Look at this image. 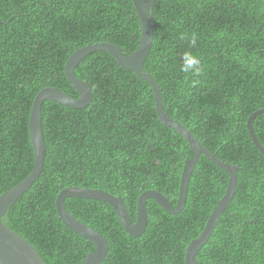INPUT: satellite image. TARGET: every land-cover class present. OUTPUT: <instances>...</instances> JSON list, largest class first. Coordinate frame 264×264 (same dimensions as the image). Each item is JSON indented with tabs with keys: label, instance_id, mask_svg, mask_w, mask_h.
<instances>
[{
	"label": "trees",
	"instance_id": "16d2710c",
	"mask_svg": "<svg viewBox=\"0 0 264 264\" xmlns=\"http://www.w3.org/2000/svg\"><path fill=\"white\" fill-rule=\"evenodd\" d=\"M154 41L144 69L159 84L164 110L212 153L240 166L234 199L197 259L200 264H264V153L247 121L264 108V0H158ZM141 24L132 0H0V195L23 181L35 163L29 117L37 93L78 92L65 74L69 56L109 41L125 54L138 49ZM195 40V43H193ZM200 60L198 74L181 70V56ZM93 102L75 109L46 100L43 172L2 217L45 264H82L96 251L59 218L56 198L68 186L121 194L136 221L140 194L160 190L175 207L186 139L158 119L151 85L106 51L80 61ZM264 146V113L252 121ZM229 174L205 155L192 173L187 201L170 214L148 199V224L134 237L105 201L66 198V209L101 232L109 251L101 264H185L224 195Z\"/></svg>",
	"mask_w": 264,
	"mask_h": 264
},
{
	"label": "water",
	"instance_id": "95a60500",
	"mask_svg": "<svg viewBox=\"0 0 264 264\" xmlns=\"http://www.w3.org/2000/svg\"><path fill=\"white\" fill-rule=\"evenodd\" d=\"M132 1L141 24L140 44L135 52L125 54L119 46L109 41L91 43L78 48L67 59L65 74L78 92L79 97H71L56 87H44L35 96L29 117V133L35 163L31 172L23 181L0 195V264H45L36 248L24 237L9 229L2 222V217L34 185L43 172L46 151L42 132V106L44 101H55L75 109H84L93 102V92L90 83L88 80L77 76L75 74V68L82 59L95 51H106L110 53L123 69L134 72L138 77L151 85L155 95V107L159 121L179 132L191 146L194 155L192 158L187 159L183 166L175 207H172L169 197L163 192L148 189L140 195L137 201L136 221L133 223L121 194L115 195L101 188H84L80 186H68L61 189L56 198V209L59 218L71 231L89 240L96 247V251L88 254L82 264H101L107 257L109 243L101 232L85 222L80 221L66 209V198L75 197L108 202L117 213L123 228L130 235L138 237L143 234L148 224V199L154 200L170 214H178L184 209L192 173L199 157L205 155L212 163L229 174V180L226 191L219 200L218 205L210 214L205 228L187 246L185 251V264H200L197 259L199 251L212 235L222 212L231 205L237 188L238 170L240 166L219 159L216 154L212 153L203 145L189 128L172 118L164 110L161 88L152 74L144 69L145 61L151 52L154 41V6L158 0ZM148 10H150V14ZM262 113H264V108L254 111L248 118L247 128L255 146L264 153V146L257 138L252 127L253 119Z\"/></svg>",
	"mask_w": 264,
	"mask_h": 264
},
{
	"label": "clouds",
	"instance_id": "9594fccd",
	"mask_svg": "<svg viewBox=\"0 0 264 264\" xmlns=\"http://www.w3.org/2000/svg\"><path fill=\"white\" fill-rule=\"evenodd\" d=\"M148 13L150 14V10H148ZM193 43H195V40H193ZM180 59H181V70L184 73L198 74L201 71L199 58L194 54H192L191 52L183 53Z\"/></svg>",
	"mask_w": 264,
	"mask_h": 264
},
{
	"label": "flooded vegetation",
	"instance_id": "af4514ba",
	"mask_svg": "<svg viewBox=\"0 0 264 264\" xmlns=\"http://www.w3.org/2000/svg\"><path fill=\"white\" fill-rule=\"evenodd\" d=\"M148 189H152V188H147L146 190H148ZM146 190H144V191H146ZM144 191H143V192H144ZM143 192H142V193H143ZM142 193H141V194H142ZM139 197H140V196H139ZM138 199H139V198H138ZM148 202H149V201H148ZM149 204L152 205L153 203H147V206H148ZM156 204H157V203H156Z\"/></svg>",
	"mask_w": 264,
	"mask_h": 264
},
{
	"label": "bare ground",
	"instance_id": "6f19581e",
	"mask_svg": "<svg viewBox=\"0 0 264 264\" xmlns=\"http://www.w3.org/2000/svg\"><path fill=\"white\" fill-rule=\"evenodd\" d=\"M81 221V220H80Z\"/></svg>",
	"mask_w": 264,
	"mask_h": 264
}]
</instances>
